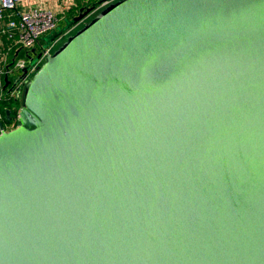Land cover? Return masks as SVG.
<instances>
[{
    "label": "water",
    "instance_id": "95a60500",
    "mask_svg": "<svg viewBox=\"0 0 264 264\" xmlns=\"http://www.w3.org/2000/svg\"><path fill=\"white\" fill-rule=\"evenodd\" d=\"M107 1L0 124V264H264V0Z\"/></svg>",
    "mask_w": 264,
    "mask_h": 264
},
{
    "label": "built area",
    "instance_id": "2783aa9c",
    "mask_svg": "<svg viewBox=\"0 0 264 264\" xmlns=\"http://www.w3.org/2000/svg\"><path fill=\"white\" fill-rule=\"evenodd\" d=\"M110 1L113 0L107 2ZM28 2L29 0H0L1 33L10 41V49L16 45L26 50V56L17 59L12 67L7 68L8 52L0 49V102L9 99L21 101L25 83L32 77L45 57L52 52L54 46L60 40L57 39L47 46L40 47L38 52L31 51L41 36L56 28L59 17L43 4L39 3L32 7ZM20 5L25 7L16 11L15 17H11V14L6 15L7 11H13L15 7ZM37 53H40V56H37ZM24 68H27L25 73L22 71ZM5 74L13 78V82L6 87H4L3 80ZM2 119L0 112V124H2L5 131L17 125L14 121L4 123Z\"/></svg>",
    "mask_w": 264,
    "mask_h": 264
},
{
    "label": "trees",
    "instance_id": "16d2710c",
    "mask_svg": "<svg viewBox=\"0 0 264 264\" xmlns=\"http://www.w3.org/2000/svg\"><path fill=\"white\" fill-rule=\"evenodd\" d=\"M87 1V0H86ZM89 1V0H88ZM95 1V0H94ZM90 4V2H86V3H82L81 5H87ZM80 5L77 4H73L71 5L68 9H66L64 11V13H59L57 16L59 17V21H65L67 19H70L73 15H75L77 13L78 7ZM20 9L19 6L15 7V9L12 11H7L6 15L11 14V17H15V12L18 11ZM1 28L2 25L0 24V34H1ZM3 44H4V48L7 46V42L6 39L1 37ZM43 43V38L40 37L38 39V41L35 43V45H37V50H35L34 52H38L40 50V45ZM26 56V50L23 48H19L18 46H13L7 54V64H9L11 61H13V63L11 64L12 67L14 65V63L16 62L17 59L22 58ZM20 104L21 101H19L18 99H9V100H3L0 102V112L2 114V121L5 122H11L14 121V123H17L16 120V116H17V112L20 108Z\"/></svg>",
    "mask_w": 264,
    "mask_h": 264
},
{
    "label": "crops",
    "instance_id": "0c3cea01",
    "mask_svg": "<svg viewBox=\"0 0 264 264\" xmlns=\"http://www.w3.org/2000/svg\"><path fill=\"white\" fill-rule=\"evenodd\" d=\"M67 1L68 0H65V2H63V0H51V1H49V0L48 1H46V0H29L28 4L33 7V6H36L37 4L40 3V4L45 5L47 8L51 9L52 11H54L53 10V8H54V9H56L54 12L58 15L59 13H62L63 14L64 11L66 10V9L65 10L63 9L64 8L63 7V4H65ZM74 1L76 2L78 0H74ZM32 3H34V5ZM19 7H20L19 10H22L25 6L24 5H20ZM1 37H3V38L6 39L7 46L5 48L3 47L4 44H3V41H2V38ZM9 46H10V41L6 38L5 35H3L1 33L0 34V49L2 51H4V52H8V50L10 49Z\"/></svg>",
    "mask_w": 264,
    "mask_h": 264
},
{
    "label": "rangeland",
    "instance_id": "374dc122",
    "mask_svg": "<svg viewBox=\"0 0 264 264\" xmlns=\"http://www.w3.org/2000/svg\"><path fill=\"white\" fill-rule=\"evenodd\" d=\"M46 1H48V0H46ZM49 1H51V0H49ZM94 0H78V1H74V0H68L65 4H63V9L65 10V9H67L68 7H70L71 5H73V4H77V2H78V5H80V6H82L81 4L82 3H86V2H93ZM63 2H65V0H63ZM33 5H34V3H32ZM79 6V7H80ZM78 7V8H79ZM101 7V6H100ZM99 7V8H100ZM53 8V7H52ZM53 10L55 11L56 9H54L53 8ZM96 12V11H95ZM95 12H93L92 14H90L87 18H85L83 21H81L80 23H78L76 26H74V27H71L70 29H68V33H66L65 35H63L61 38H59L60 40H59V42H58V44H56L55 46H54V48H53V50H55L64 40H65V38L67 37V35H69V34H71L72 32H74L77 28H79L88 18H90V16H92ZM64 22L65 21H59L58 22V24H57V26H56V28L53 30V31H51V32H48V33H46L45 35H43V36H41L42 38L43 37H45V36H48V35H50V34H52L53 32H56V31H58L59 29H61L63 26H64ZM47 42L48 41H43V43H44V45L45 46H47L48 44H47ZM52 50V51H53Z\"/></svg>",
    "mask_w": 264,
    "mask_h": 264
},
{
    "label": "flooded vegetation",
    "instance_id": "af4514ba",
    "mask_svg": "<svg viewBox=\"0 0 264 264\" xmlns=\"http://www.w3.org/2000/svg\"><path fill=\"white\" fill-rule=\"evenodd\" d=\"M59 42V41H58ZM58 44V43H57ZM32 49L37 50V45H35Z\"/></svg>",
    "mask_w": 264,
    "mask_h": 264
}]
</instances>
